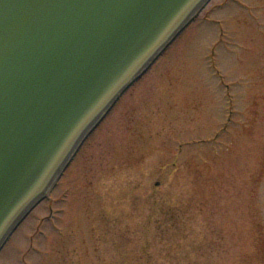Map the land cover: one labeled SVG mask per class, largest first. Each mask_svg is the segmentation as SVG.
<instances>
[{"label": "rangeland", "instance_id": "rangeland-1", "mask_svg": "<svg viewBox=\"0 0 264 264\" xmlns=\"http://www.w3.org/2000/svg\"><path fill=\"white\" fill-rule=\"evenodd\" d=\"M0 264H264V0H210L88 136Z\"/></svg>", "mask_w": 264, "mask_h": 264}, {"label": "water", "instance_id": "water-1", "mask_svg": "<svg viewBox=\"0 0 264 264\" xmlns=\"http://www.w3.org/2000/svg\"><path fill=\"white\" fill-rule=\"evenodd\" d=\"M210 0H0V251Z\"/></svg>", "mask_w": 264, "mask_h": 264}]
</instances>
